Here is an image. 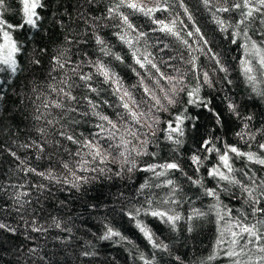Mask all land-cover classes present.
Returning <instances> with one entry per match:
<instances>
[{"label": "trees", "instance_id": "trees-1", "mask_svg": "<svg viewBox=\"0 0 264 264\" xmlns=\"http://www.w3.org/2000/svg\"><path fill=\"white\" fill-rule=\"evenodd\" d=\"M40 5L0 0V264H264V4Z\"/></svg>", "mask_w": 264, "mask_h": 264}, {"label": "snow or ice", "instance_id": "snow-or-ice-1", "mask_svg": "<svg viewBox=\"0 0 264 264\" xmlns=\"http://www.w3.org/2000/svg\"><path fill=\"white\" fill-rule=\"evenodd\" d=\"M260 2L262 4H264V0H260ZM38 6H41L40 5V0H31V2H29V0H25V3H24V11L27 15V20H26V23L29 24V25H32V26H35L36 25V19H33V17H36L37 14L35 12V9L38 7ZM129 7L131 8H137L138 5H136L135 3H132L129 5ZM237 7H239V5H237ZM151 10H149L150 12ZM248 15H251V11L248 13ZM38 19V17H37ZM125 21H127V17L124 18ZM170 31V29H169ZM18 51V49L16 48V46L13 44L12 46V49H11V52L9 53V57H11V54ZM3 63L4 64H11V67H12V71L15 72L16 71V68H15V61H10V59L6 58L3 60ZM105 75H107V73H105ZM125 107H127V105H125ZM106 119V118H105ZM207 143V142H205ZM262 147H264V145H262ZM231 151L233 153H236L237 152V149L236 148H231ZM97 155H99V152H97ZM220 159L223 161L225 167H228L229 168V171H231V168L230 166L228 165V157L227 155H223L220 157ZM248 159L249 160H252L253 159V156L251 154L248 155ZM193 161L194 162H197L198 161V157H193ZM259 163L261 164H264V160H260ZM167 168H171V169H175L177 168L178 166L176 164H168L166 165ZM212 174V173H210ZM216 174H219V173H216ZM222 175V174H220ZM222 178L224 179H227V177H223ZM169 183H171V181H169ZM209 194H212V193H209ZM249 194L251 195V191L249 190ZM153 216H163V215H166L165 213H160V212H153L151 213ZM168 219L170 221L172 220H175V219H178V217H168ZM0 227H3V225H0ZM140 230L144 233V235L149 239L151 240L152 239V236H151V233L146 229L144 228L143 226L140 227ZM242 231L244 232H250L251 230L248 229V228H244L242 229ZM253 235H255V233H252ZM113 235H116V236H119L120 234L119 233H114L112 232L111 230H109L108 234L103 237L104 239H109L111 236ZM235 253H229V255H234Z\"/></svg>", "mask_w": 264, "mask_h": 264}, {"label": "rangeland", "instance_id": "rangeland-1", "mask_svg": "<svg viewBox=\"0 0 264 264\" xmlns=\"http://www.w3.org/2000/svg\"><path fill=\"white\" fill-rule=\"evenodd\" d=\"M29 2H31V0H29ZM24 3H25V0H24Z\"/></svg>", "mask_w": 264, "mask_h": 264}]
</instances>
